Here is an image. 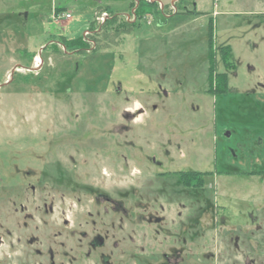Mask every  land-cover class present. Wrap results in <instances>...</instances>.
Wrapping results in <instances>:
<instances>
[{"label":"rangeland","instance_id":"374dc122","mask_svg":"<svg viewBox=\"0 0 264 264\" xmlns=\"http://www.w3.org/2000/svg\"><path fill=\"white\" fill-rule=\"evenodd\" d=\"M156 1L0 0V264H264V0Z\"/></svg>","mask_w":264,"mask_h":264},{"label":"trees","instance_id":"16d2710c","mask_svg":"<svg viewBox=\"0 0 264 264\" xmlns=\"http://www.w3.org/2000/svg\"><path fill=\"white\" fill-rule=\"evenodd\" d=\"M138 1V5H136V8L134 10L135 15H137L138 17H142V15L144 14V11L148 10L151 13L155 14V9L158 6V2L156 0H152V1H146V0H137ZM135 5L134 1L130 2V7H133ZM148 8L145 10V8ZM152 9V10H151ZM56 11V10H55ZM116 18V16H113V19ZM107 21V20H106ZM104 21V23L106 24L107 22ZM110 22V21H109ZM94 23V21H92L90 23V30L92 24ZM103 24V25H105ZM125 25H128V27L130 29L135 28L137 26L136 22H125ZM117 30V29H116ZM62 43L65 45V47L67 49H71V50H75V53H84L87 52L88 48H89V39L88 41L86 40L85 36L81 35L75 38H62ZM211 48H212V40H211V36L209 38V50H208V59H209V84L212 85V80L215 83V87L214 90L218 91V92H224L228 89L227 84H226V77L224 73H215V75H213V61H212V54H211ZM91 50H95V49H91ZM221 53H222V59H226V58H230V47L229 45H223L221 46ZM206 175V173H201V176ZM195 173H188L187 175H185L184 173L181 174L182 178L185 177H189V179L194 178ZM187 179V178H186ZM188 180V179H187ZM189 181L186 182V185L188 184ZM197 184V183H196ZM198 186V184L196 185Z\"/></svg>","mask_w":264,"mask_h":264},{"label":"built area","instance_id":"2783aa9c","mask_svg":"<svg viewBox=\"0 0 264 264\" xmlns=\"http://www.w3.org/2000/svg\"><path fill=\"white\" fill-rule=\"evenodd\" d=\"M65 16H66V17H69V16H70V14H69V13H66V14H65Z\"/></svg>","mask_w":264,"mask_h":264},{"label":"bare ground","instance_id":"6f19581e","mask_svg":"<svg viewBox=\"0 0 264 264\" xmlns=\"http://www.w3.org/2000/svg\"><path fill=\"white\" fill-rule=\"evenodd\" d=\"M36 59H39V57H36Z\"/></svg>","mask_w":264,"mask_h":264}]
</instances>
